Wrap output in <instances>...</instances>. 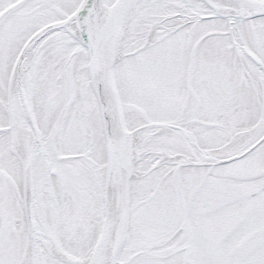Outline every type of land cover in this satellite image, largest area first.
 Here are the masks:
<instances>
[{
	"label": "snow or ice",
	"instance_id": "obj_1",
	"mask_svg": "<svg viewBox=\"0 0 264 264\" xmlns=\"http://www.w3.org/2000/svg\"><path fill=\"white\" fill-rule=\"evenodd\" d=\"M0 264H264V0H0Z\"/></svg>",
	"mask_w": 264,
	"mask_h": 264
}]
</instances>
